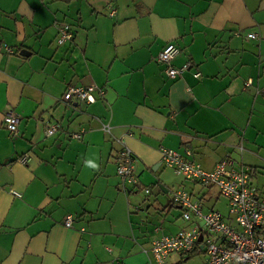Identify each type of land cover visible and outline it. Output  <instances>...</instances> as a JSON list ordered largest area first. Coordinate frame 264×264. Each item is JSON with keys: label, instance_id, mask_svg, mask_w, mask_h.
Wrapping results in <instances>:
<instances>
[{"label": "crops", "instance_id": "crops-1", "mask_svg": "<svg viewBox=\"0 0 264 264\" xmlns=\"http://www.w3.org/2000/svg\"><path fill=\"white\" fill-rule=\"evenodd\" d=\"M62 23L74 39L59 45ZM171 42L181 48L173 65H188L175 78L157 61ZM93 84L106 92L96 102L63 100L68 86ZM255 86H264V0H0V264H156L153 240L180 230H171L182 215L172 193L185 188L205 209L217 202L161 162L162 146L190 150L208 170L229 158L264 197ZM9 109L20 116L17 137L4 124ZM122 139L140 180L127 189Z\"/></svg>", "mask_w": 264, "mask_h": 264}, {"label": "built area", "instance_id": "built-area-1", "mask_svg": "<svg viewBox=\"0 0 264 264\" xmlns=\"http://www.w3.org/2000/svg\"><path fill=\"white\" fill-rule=\"evenodd\" d=\"M247 35L249 38L258 36L256 32H249ZM73 39L71 25L60 24L57 39L59 45ZM5 49L10 54L15 52L9 46ZM180 52L181 48L171 42L157 56V61L165 65L168 77L175 78L188 68V65L183 68L173 65ZM199 75L196 73V76ZM249 84L250 81L247 85ZM260 91L264 97V87ZM105 93V89L98 85H74L68 86L63 100L71 102L76 99L91 104L98 97H104ZM4 124L12 137L19 136L20 116L14 109L6 111ZM59 128L58 123L51 124L46 129V135H54ZM104 129L111 131L109 125H104ZM73 137L81 138V135L74 134ZM119 141L121 148L117 154V174L123 187L127 189L129 185L137 186L140 183L135 168L136 155L123 139ZM160 153L161 162L185 180L207 188H217L227 200L228 212L224 214L216 208L205 209L203 199H194L193 194L185 188L175 190L172 193V203L181 208L182 218L191 225L153 240L150 253L156 264H170L168 260L172 255L179 256V259L171 264H185L197 255L205 256L202 264H264V197L258 194L253 185L251 170L243 166L237 167L229 158L219 161L213 169L208 170L192 158L190 150L181 153L162 146ZM29 160V153L17 159L21 164H27ZM149 191L146 189V192ZM64 224L73 227L74 216L67 215ZM192 254L195 255L190 257Z\"/></svg>", "mask_w": 264, "mask_h": 264}, {"label": "rangeland", "instance_id": "rangeland-1", "mask_svg": "<svg viewBox=\"0 0 264 264\" xmlns=\"http://www.w3.org/2000/svg\"><path fill=\"white\" fill-rule=\"evenodd\" d=\"M251 160H253V157L252 156H250V155H248V159H245L244 160V164H246L247 166H250V165H254L253 164V162H250ZM241 161V160H240ZM170 171V170H169ZM171 172V171H170ZM256 178H258V181L259 182H261V181H264V176L263 177H260L259 175L258 176H256L255 177V179ZM188 182H190V181H188ZM121 183H123V182H121ZM190 183H192L191 185H193L194 183L193 182H190ZM189 183V184H190ZM196 185V184H195ZM256 185V184H255ZM189 186V185H188ZM197 186H198V184H197ZM199 186H202V188H203V190H201L198 194H196L198 197H200L201 196V194L203 193V192H205L206 191V186H204V185H200L199 184ZM198 186V187H199ZM212 189V196H203V198L205 197V201L206 202H208V201H210L213 197H215V201H217L216 202V204H215V206H216V209H218V210H220V211H222L223 213H226L227 214V212H228V208H227V201L224 199V197H220L221 196V194H220V192H219V190L217 189V188H211ZM177 190V189H176ZM153 199V198H152ZM167 199L169 200V198L167 197ZM166 201L165 202V204H167V203H169V201ZM175 210V209H174ZM177 210V209H176ZM173 213H177L176 211H174ZM172 216L173 215H171L170 216V219L169 220H171L172 219ZM168 220V221H169ZM178 221L177 222H173V221H171L172 222V227H171V230H176V229H182V228H188V227H190V223L188 224V221H186V220H184L183 218H182V216L180 217V218H178L177 219ZM161 227V226H160ZM162 228V227H161ZM171 230H168V228L166 227V224H165V226H164V228L162 229V231L164 232V233H167V232H169V231H171ZM142 232H144V230L142 231ZM154 237H156V235L154 236ZM205 257V256H204ZM204 257H201L200 255H197V256H194V257H192L190 260H188V262H186L185 264H202V262H203V260L205 259Z\"/></svg>", "mask_w": 264, "mask_h": 264}, {"label": "trees", "instance_id": "trees-1", "mask_svg": "<svg viewBox=\"0 0 264 264\" xmlns=\"http://www.w3.org/2000/svg\"><path fill=\"white\" fill-rule=\"evenodd\" d=\"M41 1H46V0H41ZM52 1H62V2H65V3H71L72 1H74V0H52ZM258 35H259V33L258 32H256ZM248 34V33H247ZM246 34V37L247 38H249L248 37V35ZM258 37V36H257ZM256 37V38H257ZM250 39H254V38H250ZM249 82V80H247L246 81V83H245V86L248 88V87H252V86H254V84H253V82L251 83V84H249V85H247V83ZM264 86H255V93L256 94H258V95H261L262 96V93H261V88H263ZM263 97V96H262ZM118 175V174H117ZM119 177V176H118ZM150 192V191H149ZM149 192H147V193H149ZM195 254H192V255H190V257L191 256H194Z\"/></svg>", "mask_w": 264, "mask_h": 264}, {"label": "water", "instance_id": "water-1", "mask_svg": "<svg viewBox=\"0 0 264 264\" xmlns=\"http://www.w3.org/2000/svg\"><path fill=\"white\" fill-rule=\"evenodd\" d=\"M28 51L27 50H25V51H23L22 52V54H24L25 55V53H27ZM202 240V238L200 237V241Z\"/></svg>", "mask_w": 264, "mask_h": 264}, {"label": "clouds", "instance_id": "clouds-1", "mask_svg": "<svg viewBox=\"0 0 264 264\" xmlns=\"http://www.w3.org/2000/svg\"><path fill=\"white\" fill-rule=\"evenodd\" d=\"M89 165L92 167H96V165L92 164L90 161H89Z\"/></svg>", "mask_w": 264, "mask_h": 264}]
</instances>
